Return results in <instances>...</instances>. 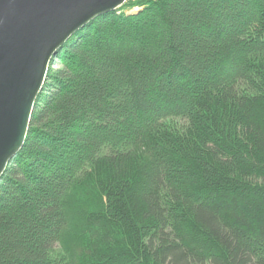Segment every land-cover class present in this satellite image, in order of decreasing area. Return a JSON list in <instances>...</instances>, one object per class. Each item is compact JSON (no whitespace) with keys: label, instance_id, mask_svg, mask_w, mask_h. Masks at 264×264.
Segmentation results:
<instances>
[{"label":"trees","instance_id":"1","mask_svg":"<svg viewBox=\"0 0 264 264\" xmlns=\"http://www.w3.org/2000/svg\"><path fill=\"white\" fill-rule=\"evenodd\" d=\"M0 264H264V0H128L72 36L0 181Z\"/></svg>","mask_w":264,"mask_h":264},{"label":"water","instance_id":"2","mask_svg":"<svg viewBox=\"0 0 264 264\" xmlns=\"http://www.w3.org/2000/svg\"><path fill=\"white\" fill-rule=\"evenodd\" d=\"M128 0H0V181L25 147L51 62L78 31Z\"/></svg>","mask_w":264,"mask_h":264},{"label":"rangeland","instance_id":"3","mask_svg":"<svg viewBox=\"0 0 264 264\" xmlns=\"http://www.w3.org/2000/svg\"><path fill=\"white\" fill-rule=\"evenodd\" d=\"M140 9L139 8H136V9H134L133 11H130V12H128V13H136L137 11H139ZM56 57V56H55ZM59 248H60V246H59Z\"/></svg>","mask_w":264,"mask_h":264}]
</instances>
